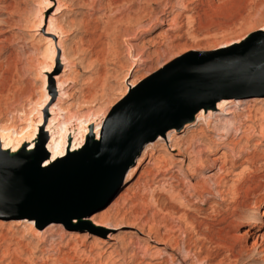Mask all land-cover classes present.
<instances>
[{
    "label": "rangeland",
    "instance_id": "374dc122",
    "mask_svg": "<svg viewBox=\"0 0 264 264\" xmlns=\"http://www.w3.org/2000/svg\"><path fill=\"white\" fill-rule=\"evenodd\" d=\"M178 1L132 0L118 6L110 0H0V129L12 138L28 127L25 138L43 111L45 127L38 129L48 132L50 118L56 117L48 113L55 104L59 111L64 93L68 117L97 115L103 135L113 110L133 91L124 96L129 82L142 79L139 87L181 56L178 60L212 59L240 50L246 45L233 49L236 42L245 44L255 34L262 35L255 40H264V0H199L185 13L182 8L191 1ZM53 18L65 34L51 30ZM173 18L171 26L160 25ZM49 95V107L41 110ZM242 100L243 107H232L236 115L211 110L221 115L219 121L216 115L209 118L212 125L201 119L206 122L173 132L188 154L174 149L171 137L160 139L165 144L156 154L169 166L158 170L147 158L140 179V172L133 180L127 175L111 204L83 221L46 225L13 215L20 205L0 201V233L12 242L8 252L0 241V264H10L9 257L21 264H264L263 231L240 236L264 217V120L254 122L264 114V97ZM224 118L231 121L227 127ZM96 129L91 127L93 134ZM217 146L230 168L225 175L213 173L240 186L238 197L230 194L224 201L223 187L209 180L211 162L199 168L202 154L219 157L209 151ZM244 153L255 156L252 162H242ZM239 171L246 174L240 183L235 181ZM94 216L97 222L90 221ZM246 218L249 225L240 226Z\"/></svg>",
    "mask_w": 264,
    "mask_h": 264
},
{
    "label": "water",
    "instance_id": "95a60500",
    "mask_svg": "<svg viewBox=\"0 0 264 264\" xmlns=\"http://www.w3.org/2000/svg\"><path fill=\"white\" fill-rule=\"evenodd\" d=\"M255 97H264V40L217 58L174 63L113 110L101 141L87 142L51 167H43L51 158L47 137L19 153L0 143V201L20 205L15 216L46 225L82 221L111 204L148 144L181 132L223 100Z\"/></svg>",
    "mask_w": 264,
    "mask_h": 264
},
{
    "label": "bare ground",
    "instance_id": "6f19581e",
    "mask_svg": "<svg viewBox=\"0 0 264 264\" xmlns=\"http://www.w3.org/2000/svg\"><path fill=\"white\" fill-rule=\"evenodd\" d=\"M110 1H111L112 5L115 4V5H118V6L122 2H124V1H126V2H128V1L132 2V0H110ZM190 1H191L190 4H189L190 6L186 5V6H184V8H182V12L183 13L188 12L190 10V8H191V5L197 3L199 0H190ZM178 2H180L182 4L183 0H179ZM208 7H209V9H212V10L216 8L213 4H208ZM119 8H116V9H119ZM53 21H54V18L51 19V23H50V27L52 26L51 27V30H56V31H59V32H62L63 34H65V32L63 30V27H61V26H57L56 27ZM174 22H175V19L174 18L171 19V20H161L160 25H166V26L170 25L171 26ZM260 33H263L264 34V29L261 30ZM260 36H262V35H260V34H257L256 35L255 34L254 36H251V38L245 44L244 43L242 44V42L241 43L236 42L237 44L235 43L236 45L233 46V49L242 47L243 45H246L247 46L250 43L257 41L255 39L258 38V37H260ZM252 40H255V41H252ZM63 44H64V42L61 44V48H62V50H65V49H63ZM244 47H242V48H244ZM242 48H240V49H242ZM66 55H65V51H64V58H65V60L67 62V66H68V68L69 67L71 68V66H69V60H68L69 58H67ZM180 58H182V56L179 57L178 59H180ZM178 59H177V62H181V60H178ZM72 64L70 63V65H72ZM52 66L53 65L51 64L49 67L51 68ZM73 77H74V75H73ZM53 79L58 82V80L60 79V77H55L54 76ZM65 80H67V78H65ZM65 80L63 79L60 82L63 85H67L68 81H65ZM127 81H129V80H127ZM141 81H142V79L139 80V81L129 82L124 96L127 95V93L130 91V89H135L136 87L138 88V85H139V83ZM63 96H64V93H61L60 94V99L58 100V103L61 102L59 104V106H58V109H59L60 112L57 111V109H55V106H56V104H55L52 107V110H51L50 114L48 113V115H50V116L56 115L55 118H50V121H49V124H48V132L41 133V130L42 129H38V127L40 128V127H43L44 126V124H43V122H44V114H43V111L40 112L39 119L36 122H33L32 123L31 130H30L28 136H26L25 138H22V136L24 135L23 133L27 130L28 127L19 130V134L17 136L12 137V138H9V135L10 134L8 133L7 129L4 128V127H2L0 129V143L3 146V150L10 151L12 153H19L22 150L33 151V150L37 149V147L41 144V142L47 137L48 138V143L46 145V149L50 153L51 158L45 161L43 167H51L53 164L59 162L60 160L69 157L71 153H75V152H78V151H81L82 149H84L85 146H86V144H87V142H90L91 140H93V135H96L97 136V140L96 141H101L102 140V136H103V135H101L102 121L103 120L98 123L99 119L97 118L98 117L97 115H95V117H93L92 120H89L88 119V116L87 117L86 116L85 117H80V116L77 117L75 115V117H72V115H71L72 118H69L68 116H70V115H68L69 113H68L67 109L63 107V103L68 98V96L66 97V99L64 101H63ZM46 98H47V96L44 97V99H46ZM50 99H51V96L49 95V100L46 101L45 106L43 108H41V110H44L45 107H47V106L49 107V105H50L49 104ZM236 101L237 100H234V99H226V100H223V101H221V102H219L217 104L216 111L218 112V111H221L222 110V113H220V114H224V115H228V116L229 115H233V114L236 115L238 110L236 108L233 109L232 107L233 106L234 107L236 106L237 108H239V107H243L244 104H246V102L245 101L243 102V100H239L237 103H235ZM232 103H235V104L232 105V106H228V105H230ZM69 109H71V108L69 107ZM69 112H71V111H69ZM214 113H216V112H213L211 110H209V111L202 110L197 115V117H196L197 123L198 122L199 123L200 122L201 123L206 122L204 120H208L209 118H214L216 115H218V114L214 115ZM70 114H72V112ZM103 115H105V114H103ZM62 116H64V123H63ZM103 117H106V115L103 116ZM219 117H221V115L216 116L215 119L217 121H219L220 120ZM197 118H198V120H197ZM250 118H251V116H248L246 120L247 121H251ZM201 119H204V120H201ZM224 119H226V123H225L226 127H227V125H230L231 124L230 119H227V118H224ZM263 120H264V114L260 118L254 120V122L259 125V123L262 122ZM206 123L208 125H212L214 123V121H213V119H209L208 122H206ZM94 125H96V128H97L96 129L97 131L95 132V134H93V131H91V127H93ZM191 126H193V125H188L186 127V129H188ZM263 126L260 123V127H262L261 128V134L264 137V127ZM39 131H40V134L38 133ZM173 132H176V130H172V131L168 132V134H167L166 137L160 136L157 139V141L159 140L157 143H155V144L154 143H150V144H148L145 147V149L142 152L141 157L137 160L136 165L134 167H132L130 169V171L128 172L129 173V174H127V175H129L128 176V180H133V178L140 172V169L143 166V163H144V161L147 158H150L148 164H153V163L156 164L158 170H164L166 167L169 166V162L167 160H165L164 158H161V159L158 158L157 157V154H156V150L159 148L160 143H164L165 144V141L164 140L168 141L169 140V139L167 140L168 137L169 138L171 137L170 141H171L172 147L174 149H177L179 151H182V152L188 154L187 149H185L181 145H179V143L177 142L178 136L173 135L174 134ZM160 139H164V140H160ZM224 140H227V139L224 138ZM180 144H182V143H180ZM204 144L205 143L203 141L199 145L200 146H203ZM209 151H210V156L217 157V156H219L220 152L222 151V148H221V146H217V147H215L214 150H209ZM254 157L255 156H250L249 153H246L245 154V157H243V161L242 162L245 163V164L246 163H250V162H252V160L254 159ZM199 159H201L200 160L201 163H200L199 168H202V170H204V169L207 168V163L208 162H211V167L208 170H206V171H208V172L211 173V175L209 176L210 177L209 180L210 181H213L215 183L216 188L219 189L221 186L223 187L224 192L220 196L221 199H223V201H224V196L226 197L227 195H230V194H234L236 197H238V195H239L238 191L240 190V188H239L240 186H238L237 184L234 185L235 184L234 183V179H233V182L231 181L233 184L230 183L232 185H229V184H227L228 182L227 183H224L225 178H222L223 177L222 175H221L222 177H220V176L217 175V172H220L221 174H224V175L225 174H228V172H229V168L230 167H229L228 157H227L226 153H221V155L219 157L212 158V159H209V157H207L204 154H202ZM194 166H196V165H194ZM197 169H198V166L193 170V173H195V171ZM214 171H217V172L216 173H213ZM245 171L244 172L243 171H239L238 173H236L235 174V178H236L235 181H238L239 183H240V181L242 182V179H244V175H246L245 174ZM144 172L145 171H143V172L141 171L140 172V175H139V178L138 179H140L144 175ZM206 185L207 184H206V182L204 180L202 182L201 187H200L202 192L207 191L206 190L207 189L206 188ZM163 190L165 192V189H163ZM173 190H175V189H173ZM179 194H176L175 193V195H178V196H179ZM173 197H172V199H173ZM177 198H179V197H177ZM232 203H235V201L233 200ZM91 216H93V215H91ZM25 218H28V217H25ZM20 220H24V219H20ZM90 221L97 222V219L94 216V217H92L90 219ZM16 223L17 224H21L20 221H17ZM249 223H250V221L247 220V218H246L245 220L242 221V224L240 226H242V227L244 226L245 227L246 225H249ZM256 223L257 224L253 228L248 227L247 229H245L244 232H242L240 236H242V237H250V236L256 235V233H260V232L263 231L262 237H264V217L262 219H259ZM113 229L114 230H119L120 228H113ZM0 241H3V243L7 245L8 252H9L10 247H11L10 246V243H12L11 242V239L7 235H5L3 233H0ZM260 253L261 254H264V249ZM8 259L10 261V264H21L20 261H15L14 262L10 257Z\"/></svg>",
    "mask_w": 264,
    "mask_h": 264
}]
</instances>
